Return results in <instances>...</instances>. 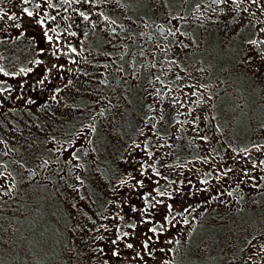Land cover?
Here are the masks:
<instances>
[{"label": "flooded vegetation", "instance_id": "af4514ba", "mask_svg": "<svg viewBox=\"0 0 264 264\" xmlns=\"http://www.w3.org/2000/svg\"><path fill=\"white\" fill-rule=\"evenodd\" d=\"M171 1L5 0L0 197L18 173L87 186L93 264H201L228 230L231 264H264V92L239 81L264 74V0Z\"/></svg>", "mask_w": 264, "mask_h": 264}, {"label": "rangeland", "instance_id": "374dc122", "mask_svg": "<svg viewBox=\"0 0 264 264\" xmlns=\"http://www.w3.org/2000/svg\"><path fill=\"white\" fill-rule=\"evenodd\" d=\"M136 5L142 6L140 2ZM159 6L171 8L174 3L163 0ZM4 7L5 0H0V10ZM263 75L259 68L249 67L245 72V76L250 77L249 81L243 78L239 80L255 89L249 98L250 103H258L259 93L264 92ZM234 123L241 124L239 117H234ZM35 128L38 129V142L32 140V127L27 129L25 138L31 139L30 142L40 150L48 146L43 141L46 138L44 131L49 132L52 127L46 124L39 127L36 125ZM39 144L41 147H38ZM27 153L30 155L28 150ZM13 176L16 183L9 197H0V254H3L0 264L91 263L86 246L89 230L94 227L96 207L91 203L93 198L87 186L85 190H76L67 175L53 171L34 176V179L19 173ZM97 176L93 174L92 179L99 186ZM1 186L4 188L5 182ZM16 228L18 232L14 236ZM219 234L216 243L211 244L212 248L208 243L201 245L200 252L196 254V258L202 259L201 264H206L214 251L219 254L218 264L233 262L232 253L241 245V238L233 236L229 230Z\"/></svg>", "mask_w": 264, "mask_h": 264}, {"label": "trees", "instance_id": "16d2710c", "mask_svg": "<svg viewBox=\"0 0 264 264\" xmlns=\"http://www.w3.org/2000/svg\"><path fill=\"white\" fill-rule=\"evenodd\" d=\"M17 232H18V228H16V231H14V236H16V234H17ZM2 253V252H1ZM3 254H0V263H1V257L3 258V256H2ZM89 264H91L90 262H88ZM93 264V263H92Z\"/></svg>", "mask_w": 264, "mask_h": 264}, {"label": "snow or ice", "instance_id": "6c2138e0", "mask_svg": "<svg viewBox=\"0 0 264 264\" xmlns=\"http://www.w3.org/2000/svg\"><path fill=\"white\" fill-rule=\"evenodd\" d=\"M29 15H31V13H29ZM253 43L255 42L253 41ZM152 231H155V229H152ZM128 247H132V245H128Z\"/></svg>", "mask_w": 264, "mask_h": 264}]
</instances>
